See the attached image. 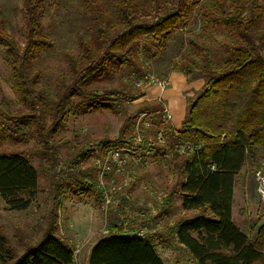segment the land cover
I'll return each instance as SVG.
<instances>
[{
	"label": "trees",
	"instance_id": "16d2710c",
	"mask_svg": "<svg viewBox=\"0 0 264 264\" xmlns=\"http://www.w3.org/2000/svg\"><path fill=\"white\" fill-rule=\"evenodd\" d=\"M82 2L86 24L78 35L79 55L65 54L69 74L56 85L55 96L47 95L38 85L45 56L55 47L43 24L46 0H24L23 43L6 31L0 18V45L19 104L17 110H11V102L0 103V197L8 209L27 210L39 188V172L31 161L34 154L7 150L8 143L27 145L36 140L42 151L57 158L54 136L71 109L111 108L126 99L142 98L143 92L118 96V88L100 94L99 86L123 68L143 73L142 54L147 59L161 58L180 32L202 20L203 36L206 30L226 36L223 47L227 55L215 63L207 42L191 40L189 49H182L181 56L172 60L179 71L206 80L189 101L182 129L164 127L172 131L173 143L183 141L198 149L166 159L178 182L165 193L161 213L170 212L173 198L181 200L183 211L196 213L178 219L169 228L194 264H264V223L258 228L257 247L233 220L238 175L245 164L258 169L264 159L260 156L261 150L264 152V0ZM110 93L112 99L102 98ZM162 104L158 100L143 105L146 111L161 115ZM133 119L135 116H125L116 140L100 141L94 144L95 150L127 143L124 138L129 129H135ZM147 144L148 150L168 151L165 144ZM86 154L82 150L72 156L68 165L72 168ZM62 180L54 186L52 210L36 242L19 251L0 226V264H73L74 247L58 235ZM88 264L168 263L149 237H139L137 230L124 228L115 219L99 234Z\"/></svg>",
	"mask_w": 264,
	"mask_h": 264
},
{
	"label": "rangeland",
	"instance_id": "374dc122",
	"mask_svg": "<svg viewBox=\"0 0 264 264\" xmlns=\"http://www.w3.org/2000/svg\"><path fill=\"white\" fill-rule=\"evenodd\" d=\"M23 2L24 0H0V18L3 20L4 28L20 43H23L24 34ZM44 14L43 24L55 47L45 56L44 71L38 85L47 95L55 96L56 85L69 74L65 54L79 55L78 35L85 29V9L82 0H46ZM203 27L202 20L192 22L188 28L179 33L176 40L170 42L166 53L159 59H147L146 55L142 54L143 73L123 68L114 75L113 79H108L99 86L100 94H104L102 92L104 89L111 91L118 88V96L128 92L133 95L143 92L142 98L132 101L126 99L111 108L71 109L63 121L62 129L54 136L58 147L57 158L42 151L36 140H32L27 145H17L14 142L7 144V150H26L33 153L31 161L39 172L38 192L27 210H10L0 197V226L19 251L23 250L25 244L36 242L41 237L42 229L46 227L52 210L54 186L63 178L64 194L58 210V235L74 247L76 260L78 257L81 258L77 264H85L83 258L87 256V250L115 219L128 229L133 228L137 231L145 229L155 250L166 263L194 264L183 247L175 242L169 233V228L178 219L189 218L196 213L183 211L179 198H173L171 201L170 212L161 213L163 200L161 201L159 196L167 193L178 182V175L173 173L170 162L163 157L162 152L155 149L149 152L146 147L143 148L144 164H129L125 167L123 179L130 170L135 171L127 190V193L131 194V200H123L119 208L103 213L100 208L99 190L102 174L97 167L98 160L102 159L103 148L95 150L94 144L116 140L125 116H135V120L133 119L135 127L139 126L143 130L145 141L152 142V146H158L157 134L161 129L164 127L175 129L172 123L181 115L177 91L182 108L187 109L189 101L197 95L206 79L199 74L190 75L179 71L173 67L172 60L181 56L182 49H189L191 40L207 42L215 63H221L227 55L223 47L226 36L211 30L204 31L205 36H203ZM174 74L179 77L172 78ZM146 76L170 79L165 96L168 97L172 90L176 100L172 97L169 106L167 99H162L164 106L172 110L173 115L172 121L166 124L163 123L162 114L157 113V115L144 108V102L159 100L155 97L158 93L153 94L154 85L140 88L136 86V80H145ZM102 98L110 100L113 94L110 93ZM6 101L11 102V110L19 108L6 54L0 45V103ZM182 123L183 120L178 123L177 129H182ZM134 132L131 127L124 140L129 142V137L133 136ZM169 143L170 145L173 143L170 136ZM82 150L87 151L85 158L71 168L68 160L80 154ZM260 153L262 158L264 152L261 150ZM260 163H264L263 158ZM256 170L250 164H245L236 179L233 220L249 240L259 247L257 232L259 226L264 223V200L257 192ZM112 178H114L112 174L106 175L107 180L104 178V181L108 182L107 188ZM115 183L119 185L120 178H116ZM124 194L121 190L118 194L119 198Z\"/></svg>",
	"mask_w": 264,
	"mask_h": 264
},
{
	"label": "built area",
	"instance_id": "2783aa9c",
	"mask_svg": "<svg viewBox=\"0 0 264 264\" xmlns=\"http://www.w3.org/2000/svg\"><path fill=\"white\" fill-rule=\"evenodd\" d=\"M137 87H147L150 85L157 86L158 89L163 93L167 90V87L170 85V80L167 77H155V76H146L145 80H137L135 82ZM144 89V88H143ZM159 101L162 102V96H160ZM163 103V102H162ZM162 116L165 123L172 121L173 115L169 108L164 106L162 110ZM176 130V129H175ZM134 134L129 142L124 144H119L115 146H107L102 151V159L98 160L97 167L101 172V180L99 181V190H100V208L103 213H108L110 209H117L121 206L123 200H131V194L127 193L128 188L130 187V181H132V175L135 173L134 170H130L126 173V178L123 179L125 175V167L129 164H144V158L142 150L145 146V138L143 136V130L136 126L134 129ZM172 131L161 129L157 134V141L160 144H165L168 146V151L163 154L165 159H171L173 155H184L188 153H193L198 147L193 144H188L183 141H175L170 145L169 143V133ZM175 138V136H173ZM148 142V141H147ZM152 142H148V146H152ZM151 148V147H149ZM153 149V148H152ZM151 149V150H152ZM151 150H148L149 152ZM99 172V174H100ZM112 174L114 178L110 179L111 183L108 188L106 184V175ZM104 178L106 179L104 181ZM116 178H120V184L117 185ZM256 180H257V192L260 198L264 200V163L261 164L256 170ZM105 182V183H104ZM120 191H124V195L120 198L118 196ZM166 197V194H161L159 198L161 201ZM120 224V223H118ZM121 225V224H120ZM122 226V225H121ZM126 228V227H124ZM138 236L141 238H147L148 235L145 232V229H140L138 231Z\"/></svg>",
	"mask_w": 264,
	"mask_h": 264
},
{
	"label": "crops",
	"instance_id": "0c3cea01",
	"mask_svg": "<svg viewBox=\"0 0 264 264\" xmlns=\"http://www.w3.org/2000/svg\"><path fill=\"white\" fill-rule=\"evenodd\" d=\"M174 77V79L175 78H178L179 76L178 75H173L172 76V78ZM170 80V79H169ZM176 86V85H175ZM155 88L153 89L154 90V92H153V94H155L156 92L158 93L157 94V96H155L157 99L158 98H160V96H162V99H167V101H168V104H169V102H170V100H171V98L173 97V100H176L175 99V97L173 96V93H172V90L170 91L171 92V94L170 95H172L171 97H170V95L168 96V97H166L165 95H166V93H167V90L166 91H164L163 93H161V91L158 89V87L157 86H154ZM177 87V86H176ZM156 89V90H155ZM177 89H178V87H177ZM176 94V93H175ZM156 95V94H155ZM177 99H179V108H180V110H181V115H180V117H179V119L178 120H176V121H174L172 124H173V126L175 127V129L176 130H179V129H177V125H178V123H180L182 120H184V117H185V114H186V108L184 109V107L182 108V103H181V100H180V98H179V91H177ZM155 98V99H156ZM169 106H170V104H169ZM172 111V110H171ZM97 242V239L95 240V242L89 247V249L87 250V253H86V255L87 256H84V260H85V264H88V260H89V257H90V252H91V248L95 245V243ZM81 257V256H80ZM80 259L81 258H79L78 257V259L76 260V256H75V259H74V262H73V264H77L79 261H80Z\"/></svg>",
	"mask_w": 264,
	"mask_h": 264
}]
</instances>
